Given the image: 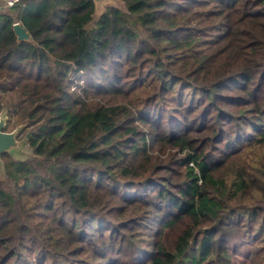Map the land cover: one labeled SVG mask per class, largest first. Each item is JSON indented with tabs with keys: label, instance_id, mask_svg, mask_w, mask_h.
Wrapping results in <instances>:
<instances>
[{
	"label": "trees",
	"instance_id": "1",
	"mask_svg": "<svg viewBox=\"0 0 264 264\" xmlns=\"http://www.w3.org/2000/svg\"><path fill=\"white\" fill-rule=\"evenodd\" d=\"M122 1L0 12V264H264V0Z\"/></svg>",
	"mask_w": 264,
	"mask_h": 264
},
{
	"label": "water",
	"instance_id": "2",
	"mask_svg": "<svg viewBox=\"0 0 264 264\" xmlns=\"http://www.w3.org/2000/svg\"><path fill=\"white\" fill-rule=\"evenodd\" d=\"M94 4V16L99 19L108 7H113L121 11H125V4L122 0H91ZM12 31L16 38L17 43L20 42H32L28 32L21 26L20 23H14ZM6 111L0 112V178L4 177V163L2 161V155H8L15 160H26L33 157L31 151L26 148L27 139L29 135H26L24 141L18 140V135L23 126L16 127L11 132H6Z\"/></svg>",
	"mask_w": 264,
	"mask_h": 264
},
{
	"label": "rangeland",
	"instance_id": "3",
	"mask_svg": "<svg viewBox=\"0 0 264 264\" xmlns=\"http://www.w3.org/2000/svg\"><path fill=\"white\" fill-rule=\"evenodd\" d=\"M3 111V110H2ZM4 111H5V109H4ZM6 125H7V120H6ZM20 126H23V128H22V130L20 131V133H19V135H18V140L19 141H24L25 140V135H27V132L29 131V128H27L26 126H25V124H23V125H20ZM7 127V126H6ZM18 127V126H17ZM16 127H12V128H5V130L7 131V132H11V131H13L14 129H15ZM27 145V144H26ZM26 148H27V150L28 151H31L30 149H29V147H28V145L26 146ZM4 177H2V178H0V180H2V181H4Z\"/></svg>",
	"mask_w": 264,
	"mask_h": 264
},
{
	"label": "built area",
	"instance_id": "4",
	"mask_svg": "<svg viewBox=\"0 0 264 264\" xmlns=\"http://www.w3.org/2000/svg\"><path fill=\"white\" fill-rule=\"evenodd\" d=\"M20 2L21 0H2V6L0 7V12L7 9H11L17 6Z\"/></svg>",
	"mask_w": 264,
	"mask_h": 264
},
{
	"label": "crops",
	"instance_id": "5",
	"mask_svg": "<svg viewBox=\"0 0 264 264\" xmlns=\"http://www.w3.org/2000/svg\"><path fill=\"white\" fill-rule=\"evenodd\" d=\"M2 6V0H0V7Z\"/></svg>",
	"mask_w": 264,
	"mask_h": 264
}]
</instances>
